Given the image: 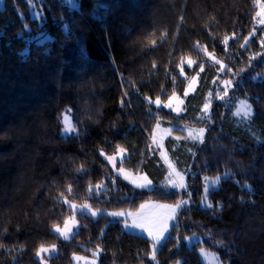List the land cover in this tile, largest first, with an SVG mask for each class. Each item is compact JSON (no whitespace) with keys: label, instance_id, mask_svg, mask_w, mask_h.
I'll return each mask as SVG.
<instances>
[{"label":"trees","instance_id":"trees-1","mask_svg":"<svg viewBox=\"0 0 264 264\" xmlns=\"http://www.w3.org/2000/svg\"><path fill=\"white\" fill-rule=\"evenodd\" d=\"M256 1L3 0L0 264H41L36 253L46 245L57 249L49 264H73V254L94 250L99 264H202L200 246L227 264H264V24L254 29ZM202 49L226 63L222 72L203 62ZM185 59L194 61L186 75L205 68L177 116L155 101L182 93ZM217 75L218 84L231 81L227 91L213 88ZM238 98L251 104L244 121L234 115ZM65 109L77 130L68 137L60 134ZM156 123L185 125L173 127L165 145L184 188L173 187L151 141ZM189 126L205 127L204 137L192 141ZM118 147L126 152L121 165L144 172L153 188L113 172L100 151ZM216 174L211 207H202L203 178ZM99 183L106 187L92 188ZM65 199L113 211L145 200L187 203L153 259L147 237L106 213L79 215L73 236L59 237L51 229L70 216ZM190 234L201 241L186 245Z\"/></svg>","mask_w":264,"mask_h":264},{"label":"rangeland","instance_id":"rangeland-1","mask_svg":"<svg viewBox=\"0 0 264 264\" xmlns=\"http://www.w3.org/2000/svg\"><path fill=\"white\" fill-rule=\"evenodd\" d=\"M3 0H0V7L2 6ZM264 24V0H257L256 1V11L254 14V29ZM228 41V37H225L224 42L225 44ZM204 53V60L203 62H209L212 63L219 72H222V70L225 67V64L220 57L215 55V53L206 51L205 49H202ZM184 65L181 68V73L186 78V84L182 91V93H172L167 99L165 100H156V106L158 108L165 109L174 115H181L185 110V100L190 95L193 94L199 84V78L201 72L204 70L205 66L200 65L198 68L191 73L190 75H186V69H193L194 68V61L191 59H185ZM264 76V75H263ZM218 75L212 79L213 82V88L215 87L216 91H227L229 85L225 82L228 81L226 78L222 79V84L216 83L218 80ZM216 83V84H215ZM157 101L159 103H157ZM243 102V103H241ZM171 104V107H168V105ZM205 104L208 105L207 111H205ZM202 110L204 114H206L211 105L210 98H206L202 104ZM234 115L237 117L239 121H244L248 118L243 117V112L241 111L246 106L250 108V114L252 113L251 104L246 98H238L235 100L234 103ZM60 122H61V130L60 134L62 136L68 137L75 135L77 133V130L72 125V116L70 114V111L68 109H65L61 112L60 116ZM185 126L184 124H162V123H156L151 135V141L153 144L157 147L159 150V153L164 159V162L169 170V176L174 179L175 181H178L180 177H182L181 173L178 171L176 166L174 165L173 161L171 160L167 149H166V139L170 136V131L173 127H181ZM187 133H193L195 134L200 129H205V127H187L185 128ZM205 131H203L202 138L204 137ZM201 138V139H202ZM101 155L107 161V163L111 166L113 172L122 177L127 183L132 185L135 188L140 189H151L154 187L151 180L148 178V176L142 172V171H133L131 169H128L121 165V162L126 156V152L123 148L118 147L116 148L115 152L106 154L103 151H100ZM111 158V159H109ZM123 170V171H121ZM179 174L177 176L176 174ZM177 179H176V177ZM127 177V178H125ZM183 178V177H182ZM221 178V174H216L214 176H205L203 178V190L202 195L199 200V205L203 207L204 204L210 205L211 204L207 200V193L208 190L211 187H215L218 183V181ZM171 179V180H172ZM137 185H146L145 187H138ZM99 186V187H98ZM105 183H99L98 185H94L92 188H96L97 190H101L102 188H105ZM91 195V194H90ZM65 204L68 208H70L71 213L70 216L65 219L63 224L60 225H54L52 227V231L57 234L62 239H69L73 236V234L76 232V230L79 227V215H88L92 218H97L101 214H107L109 218L111 219H119L122 220V227L126 232L135 233L138 235H142L147 237L151 243V258L153 256L155 257L160 245L164 243L165 239L161 238L159 242L155 240V235L159 233L165 225H167V230L164 231L163 236L167 237L170 229L172 227L174 219H168L167 217L171 214V208L169 206L176 205L173 202H160L155 200H145L141 202L134 211L130 210H104V209H98L92 207L89 203L83 202V203H76L72 200L65 199ZM143 205V207H141ZM83 210V211H82ZM95 212L96 215L92 216L91 213ZM114 212H121L124 213L123 216L120 217H113L109 215L110 213ZM175 218V217H174ZM133 220H135L136 223L142 224L143 228H133L131 225L133 224ZM67 223V230H66V224ZM127 225V227H126ZM59 228L60 231H56V229ZM195 237V239H193ZM201 237L197 234H190L183 238V243H185L188 246H191L192 244L196 242H200ZM44 248L45 251H41V248ZM197 251L199 253V257L202 264H227L223 262L218 255L213 252L212 250L205 248L203 246H200L197 248ZM39 253V255H38ZM57 253V249L55 245H46L41 246L39 250L36 253V257L38 260H40L41 264H49L48 258L55 255ZM100 252L98 250L92 251L90 255H81V254H73L72 260L73 264H99V257ZM172 264H181V259L179 258L177 261H175Z\"/></svg>","mask_w":264,"mask_h":264},{"label":"snow or ice","instance_id":"snow-or-ice-1","mask_svg":"<svg viewBox=\"0 0 264 264\" xmlns=\"http://www.w3.org/2000/svg\"><path fill=\"white\" fill-rule=\"evenodd\" d=\"M32 15H33V19H35V18H36V13L33 12ZM19 55H21L22 58H26L27 55H28L27 49L25 50V52L20 53ZM225 83H226V84H230L231 81H226ZM157 103H159V102L157 101ZM241 103H243V102H241ZM168 107H171V104H169ZM207 109H208V105L205 104V111H207ZM241 111L243 112V117H244V118H248V117L250 116V108H248L247 106H246L244 109H242ZM203 131H204L203 129H200V130H198V132H196L195 134L190 133V134H189V138H190L192 141H194V142H195V141H198V140H200V139L202 138ZM262 142H264V141H262ZM109 159H111V158H109ZM121 171H123V170H121ZM176 175L179 176L178 173H177ZM125 178H127V177H125ZM224 178H228V174H226V176H225ZM172 184H173V187H178V188H184V187H185V185H184V183H183V178H182V177L179 178V182H177V181H172ZM137 186H138V187H145L146 185H137ZM98 187H99V186H98ZM245 188H248V186L246 185ZM209 190L214 191V190H216V189H215V188H211V189H209ZM248 190L251 192V189H250V188H248ZM189 195H190V194H189ZM186 203H187L186 201H181V202L177 203V204L174 205V206H169V207L171 208V214H170L167 218H168V219H174L177 209H179V208L181 207V204H186ZM141 207H143V205H142ZM203 207H205V208H209V207H211V206H210V205H207V204H204ZM82 211H83V210H82ZM91 215H92V216H95L96 213H95V212H92ZM109 215H111V216H113V217H120V216H123L124 213H121V212H114V213H110ZM117 222H118V221H117ZM67 223H68V222L66 221V222H65V224H66V230H67ZM126 227H127V225H126ZM131 227H133V228H143V225H142V224H138V223L135 222V220H133V224L131 225ZM166 230H167V225H165L164 228H163L159 233H157V234L155 235V240H156L157 242H159V241L161 240V238H164V239H169V238H170V237H164V236H163V233H164V231H166ZM56 231L59 232L60 229L57 228ZM193 239H195V237H193ZM41 251H45V249L42 247V248H41ZM38 255H39V253H38ZM153 259H155L154 256H153Z\"/></svg>","mask_w":264,"mask_h":264}]
</instances>
